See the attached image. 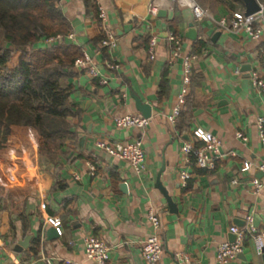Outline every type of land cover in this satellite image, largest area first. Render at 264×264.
Listing matches in <instances>:
<instances>
[{"label":"crops","instance_id":"1","mask_svg":"<svg viewBox=\"0 0 264 264\" xmlns=\"http://www.w3.org/2000/svg\"><path fill=\"white\" fill-rule=\"evenodd\" d=\"M215 20L245 13L219 0H196ZM259 5L264 0H256ZM103 7L105 31L115 34L113 50L97 45L94 7L85 0L59 4L70 23L68 42L90 53L107 84L90 79L74 66L65 81L73 92L69 118L71 134L57 159L28 173L6 174L0 189V264H92L85 255V239L95 236L110 248L107 264H147L143 242L155 231L148 220L153 211L161 220L164 257L161 264H218V247L234 242L232 227L244 229L253 215L264 232V188L256 193L252 181L264 184L258 165L264 159V92L255 88L251 74L264 79V36L253 41L245 35L220 31L211 20L194 23L197 39L187 37L189 22L170 2H159L156 15L151 0H94ZM166 10L165 17L159 11ZM181 39V56L173 57L169 35ZM73 35V38H70ZM157 37L156 59L148 47ZM103 37V38H104ZM44 46L49 43H44ZM194 56L191 84L178 116L174 110L183 88L184 57ZM121 65L110 71L106 62ZM125 96V97H124ZM150 106L151 125L145 131L121 130L114 120L143 116L136 101ZM144 117V116H143ZM203 128L216 136L220 154L215 169H201L184 161L183 147L193 142L192 130ZM242 133L246 141L237 137ZM141 140L145 169L138 174L128 162L97 147L98 141L135 143ZM246 162L252 169L243 172ZM97 172L91 176L89 165ZM181 171L191 173L182 186ZM161 180L174 206L157 187ZM49 217L62 221L63 235H48ZM24 243L25 246L19 244ZM184 254L189 262L178 259ZM229 264H264L253 241Z\"/></svg>","mask_w":264,"mask_h":264},{"label":"trees","instance_id":"2","mask_svg":"<svg viewBox=\"0 0 264 264\" xmlns=\"http://www.w3.org/2000/svg\"><path fill=\"white\" fill-rule=\"evenodd\" d=\"M219 1L234 11L244 5ZM85 2L94 7L101 45L99 7L94 0ZM59 3L0 0V189L6 174L55 161L71 134L73 90L65 81L83 50L68 42L72 29Z\"/></svg>","mask_w":264,"mask_h":264},{"label":"built area","instance_id":"3","mask_svg":"<svg viewBox=\"0 0 264 264\" xmlns=\"http://www.w3.org/2000/svg\"><path fill=\"white\" fill-rule=\"evenodd\" d=\"M167 1L169 0H151L149 13L156 15L160 5L159 2ZM169 2L172 9L174 8V4L179 8L186 18V21L189 23L194 24L206 19L211 20L222 32L235 35H245L248 39L253 41H258L264 36V4L260 5L258 12L249 16L245 13L238 12L233 14L230 19L215 20L211 12L202 8L196 0H172ZM99 17L102 23L105 24L107 21V13L103 7L99 8ZM70 38H73V35H70ZM58 39L59 37L51 38L48 40V43L51 44ZM169 40L174 44L172 50L173 57H180L182 51L181 39L171 34L169 35ZM117 45L118 40L115 34L108 30L105 31V37L103 38L101 46L113 50ZM157 47L158 39L154 36L151 38L148 47L149 58L152 61L156 59ZM194 59L195 57L190 55L184 57L183 88L178 98V105L174 110L175 116L180 114L181 108L185 103L188 88L191 84L192 62ZM74 66L85 72L90 79H98L101 84H107V80L103 77L95 58L87 51H83L82 56L75 61ZM106 67L110 71H119L121 69V65L113 61L106 62ZM250 78L253 86L261 92H264V79L255 72L251 74ZM114 124L116 128L121 130L138 129L140 131H145L150 127L151 119L140 115H125L115 118ZM263 125L264 119H260L258 121V128L261 132L263 130ZM237 137L246 141L245 136L240 132L237 133ZM192 138L193 142L185 144L182 149L184 161L189 164L194 161L196 166L201 169H215L221 148L219 139L203 128H194L192 130ZM97 147L115 159L128 162L138 174L142 173L145 169L146 156L141 140L135 143L98 141ZM252 167L253 165L251 163L246 162L242 171L247 172L251 170ZM89 168L91 176H95L97 167L90 164ZM258 171L264 176V159L259 163ZM190 178V172H180L179 179L182 186H186ZM252 184L256 193L261 192L264 188V184L258 179H254ZM147 217L155 233L143 242L141 256L147 264H161L165 252L164 244L160 235L162 229L161 220L153 211H150ZM46 223L57 231L58 236L63 235V224L59 218L49 217L46 220ZM230 233L236 236V240L234 242H223L219 245L216 257L218 264H229L236 260L243 252L244 242L248 238L253 241L257 255H263L264 232H261L255 226V218L253 215L247 216L244 229L232 227ZM85 255L87 261L92 264H107L110 260V248L101 239L95 236H89L85 239ZM177 257L184 262H189V258L184 254H178ZM47 264H52V262L48 261Z\"/></svg>","mask_w":264,"mask_h":264},{"label":"water","instance_id":"4","mask_svg":"<svg viewBox=\"0 0 264 264\" xmlns=\"http://www.w3.org/2000/svg\"><path fill=\"white\" fill-rule=\"evenodd\" d=\"M60 2L62 0H59ZM172 1V0H169ZM244 4H245V14L247 16L252 15L256 12L259 11L260 9V5L258 4V2L256 0H243ZM159 17H165L167 15V11L166 10H160L159 11ZM187 37L190 40H196L197 39V30L194 26L193 23L189 24V30L187 32ZM136 106L137 109L139 110V112L146 118H150L151 117V110H150V106L143 104L140 100L136 101ZM157 187L162 191V193L164 194L166 200L168 201V203L170 204V206H174L172 200L170 199V197H168V193L166 192V190L163 188L162 184H161V180L158 179L157 180ZM48 235L51 237L52 235H56L58 237L57 231L53 228L50 229V231L48 232ZM20 246H25L24 243L19 244ZM263 261H264V252L262 255Z\"/></svg>","mask_w":264,"mask_h":264},{"label":"rangeland","instance_id":"5","mask_svg":"<svg viewBox=\"0 0 264 264\" xmlns=\"http://www.w3.org/2000/svg\"><path fill=\"white\" fill-rule=\"evenodd\" d=\"M6 170V169H5ZM6 184L3 185V187L5 186Z\"/></svg>","mask_w":264,"mask_h":264}]
</instances>
